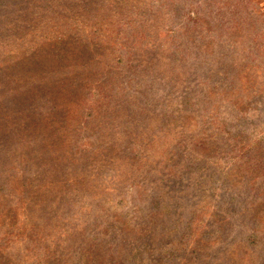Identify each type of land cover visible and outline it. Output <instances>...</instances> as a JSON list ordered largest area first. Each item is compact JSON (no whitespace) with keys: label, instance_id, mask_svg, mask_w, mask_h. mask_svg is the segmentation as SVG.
Here are the masks:
<instances>
[{"label":"rangeland","instance_id":"374dc122","mask_svg":"<svg viewBox=\"0 0 264 264\" xmlns=\"http://www.w3.org/2000/svg\"><path fill=\"white\" fill-rule=\"evenodd\" d=\"M0 264H264V0H4Z\"/></svg>","mask_w":264,"mask_h":264},{"label":"trees","instance_id":"16d2710c","mask_svg":"<svg viewBox=\"0 0 264 264\" xmlns=\"http://www.w3.org/2000/svg\"><path fill=\"white\" fill-rule=\"evenodd\" d=\"M3 3H4V0H0V7L2 6ZM156 9H154V10H156Z\"/></svg>","mask_w":264,"mask_h":264}]
</instances>
